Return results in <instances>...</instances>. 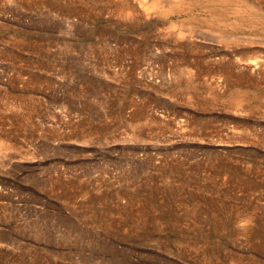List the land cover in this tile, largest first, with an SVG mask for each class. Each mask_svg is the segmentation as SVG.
<instances>
[{
    "label": "rangeland",
    "instance_id": "374dc122",
    "mask_svg": "<svg viewBox=\"0 0 264 264\" xmlns=\"http://www.w3.org/2000/svg\"><path fill=\"white\" fill-rule=\"evenodd\" d=\"M0 264H264V0H0Z\"/></svg>",
    "mask_w": 264,
    "mask_h": 264
}]
</instances>
